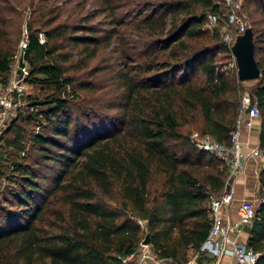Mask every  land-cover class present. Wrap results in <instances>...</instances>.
<instances>
[{
	"label": "trees",
	"instance_id": "obj_1",
	"mask_svg": "<svg viewBox=\"0 0 264 264\" xmlns=\"http://www.w3.org/2000/svg\"><path fill=\"white\" fill-rule=\"evenodd\" d=\"M87 1L77 6L84 9ZM95 1L99 10L74 22L76 10L60 22L69 11L59 8L40 28L27 22V82L50 93L30 99L33 112L18 115L0 140L22 155L12 165L17 176L8 201L17 209L0 207V264H119L117 256L133 253L147 235L159 257L187 262L209 235L211 197L223 191L227 170L196 148L191 128L229 145L245 92L218 63L232 54L223 25L213 35L204 31L208 15L219 12L216 2ZM39 3L31 6L44 20L46 8ZM244 8L257 17L250 27L262 75L250 93L260 111L264 149V0H244ZM99 16L103 21L92 24ZM110 49L121 66L111 70L120 99L115 115L108 114L111 106L101 115L72 105L70 98L83 101L82 93L96 89L69 74L73 59L79 56L88 67ZM16 56L0 35L4 82ZM25 120L39 127L28 146ZM11 132L14 139L5 141ZM204 162L210 171L198 177L193 169ZM259 183L264 195V169ZM248 247L264 264V198Z\"/></svg>",
	"mask_w": 264,
	"mask_h": 264
},
{
	"label": "built area",
	"instance_id": "obj_2",
	"mask_svg": "<svg viewBox=\"0 0 264 264\" xmlns=\"http://www.w3.org/2000/svg\"><path fill=\"white\" fill-rule=\"evenodd\" d=\"M215 2L219 12L209 14L207 24L211 28L223 25V40L232 51L237 36L244 34L249 28L243 13L244 0H215ZM39 40L41 44L46 42L44 33L39 34ZM28 45L29 32L25 30L16 56L19 64L18 72L13 74L10 70L7 82H4L3 76L0 75V140L9 123L17 118L19 110L26 105L27 78L30 72L26 56ZM240 102L236 129L231 135L229 145L222 144L211 136H201L197 133L192 136V141L198 150L214 156L227 170L223 191L220 195L211 197L212 226L200 250L187 262L174 261L171 258L159 257L151 244H143V239L133 253L117 256L119 264H202L199 258L205 255L212 256L215 259L214 264H221L224 257L230 258V264H257L261 254L237 240V236L243 232L245 226L252 227L256 216V205L243 202L239 208L237 222L231 221L227 216L235 196L234 180L245 172L247 161L250 158L258 160L260 170L264 169V149L257 146L246 152L241 141L242 125L247 120L260 118L259 108L250 92H244Z\"/></svg>",
	"mask_w": 264,
	"mask_h": 264
},
{
	"label": "rangeland",
	"instance_id": "obj_3",
	"mask_svg": "<svg viewBox=\"0 0 264 264\" xmlns=\"http://www.w3.org/2000/svg\"><path fill=\"white\" fill-rule=\"evenodd\" d=\"M40 0H0V35L4 37V40L9 42V45L16 48V54L18 52L19 44L23 38V34L25 30L28 31L27 22L33 20L36 24V27L40 28L39 26L48 20L54 15H51V11L64 9L68 10L69 12L66 13L61 17L59 20L60 22L66 21L71 14L72 10H76L77 15H74L70 22H74L77 18H81L82 16H86L89 13H92L94 10L97 11L98 5L96 4L95 0H88L85 8L83 9V5L81 7L77 6L83 0H51L48 3H39ZM35 3V7L38 3L41 6L46 8V14L44 20L40 19L41 12H37L34 14V7L31 6V3ZM243 13L246 17L248 26L252 25L253 19H256V13L253 10L249 12L247 8H244ZM97 21H103V16H99L98 19L92 21V24H95ZM217 28V27H216ZM216 28H211L208 24L204 27V31L207 34L213 35ZM219 28V27H218ZM43 30V29H40ZM223 32V30H222ZM78 50H75V53ZM80 57H75L71 63L69 74L75 76L81 82H91L96 87L95 90L91 92L82 93L84 96V100L80 101L79 99H72V105H79L84 104L87 105L88 108L92 110L99 111L98 114L105 115L108 111L105 109L104 106H111V112H108L110 116L115 115V111L113 107L119 104L120 99H118L119 91L116 90L117 83L114 80L115 74L111 72V70H119L121 66L119 65L118 59L119 54L116 51L110 49L100 52L97 58L89 60L88 67H84L83 63L79 61ZM218 63L221 67L224 68L225 71L235 74L237 76V63L236 60L231 54L228 57H220L218 59ZM18 61L16 60L12 64V73L18 72ZM95 68L102 69L97 73V75H92V70ZM243 83V91L250 92L251 88L255 84V81H247ZM50 92L40 87H35L30 83H27V96L25 99L26 105L21 108L18 112V115L23 117L29 116L33 112V107H31L30 99L32 100H43ZM110 93V94H109ZM113 94V95H112ZM78 106L74 107L75 110H78ZM113 108V109H112ZM17 115V117H18ZM16 119V118H15ZM14 119V120H15ZM93 121L97 122V119L93 118ZM38 121H31L27 122L26 120L22 122L21 126L26 130L27 137H26V145H30L32 142V135L33 132H38ZM12 121L9 123L8 128H10ZM196 127L191 128V130H195L194 134H196L197 130ZM6 129V130H7ZM190 129H184L185 133H189ZM193 134V133H192ZM193 134V135H194ZM199 134V133H197ZM192 135V136H193ZM200 135V134H199ZM191 136V138H192ZM6 140H13L14 133H7ZM27 145V146H28ZM21 153H19L16 149L7 145V142L0 143V172L3 174V178L0 179V207L3 206L8 211L14 212L16 211L17 207L13 206L9 201L10 192L12 188H14V181L16 180L17 174L13 170V162H20L22 161ZM207 162H204L201 166H197L193 169V172L198 176L201 177L206 172H209L210 169L205 166ZM264 198V195L260 196L259 202L256 205V208L259 207L261 204V200Z\"/></svg>",
	"mask_w": 264,
	"mask_h": 264
},
{
	"label": "crops",
	"instance_id": "obj_4",
	"mask_svg": "<svg viewBox=\"0 0 264 264\" xmlns=\"http://www.w3.org/2000/svg\"><path fill=\"white\" fill-rule=\"evenodd\" d=\"M261 130L260 118H254L247 120L241 129V141L244 144L246 152H250L253 148L259 146V137ZM260 162L253 158L247 161V167L245 172L234 180V201L227 212L228 218L237 222L239 219V208L243 202H251L257 205L260 196L263 195L260 189L259 174L261 172ZM249 234L244 231L237 236V240L245 245H248ZM197 253V252H196ZM194 252L191 253L190 258L195 256ZM215 259L212 256L205 255L199 258V262L202 264H214ZM229 257H224L221 264H230Z\"/></svg>",
	"mask_w": 264,
	"mask_h": 264
},
{
	"label": "water",
	"instance_id": "obj_5",
	"mask_svg": "<svg viewBox=\"0 0 264 264\" xmlns=\"http://www.w3.org/2000/svg\"><path fill=\"white\" fill-rule=\"evenodd\" d=\"M232 54L237 63V77L239 82L256 81L261 78V70L255 59L254 33L251 27L242 35H238L232 46ZM252 227L245 226L244 231L251 233ZM143 244H151L149 235L143 241Z\"/></svg>",
	"mask_w": 264,
	"mask_h": 264
}]
</instances>
